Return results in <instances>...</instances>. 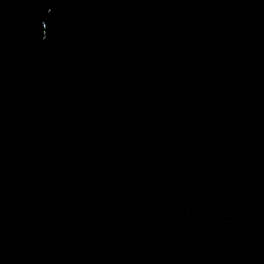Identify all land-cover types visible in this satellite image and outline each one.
I'll return each mask as SVG.
<instances>
[{"label": "water", "instance_id": "water-1", "mask_svg": "<svg viewBox=\"0 0 264 264\" xmlns=\"http://www.w3.org/2000/svg\"><path fill=\"white\" fill-rule=\"evenodd\" d=\"M0 264H264V0H0Z\"/></svg>", "mask_w": 264, "mask_h": 264}]
</instances>
